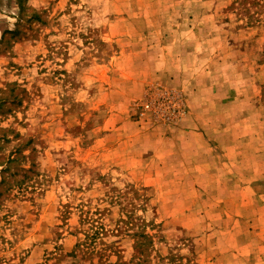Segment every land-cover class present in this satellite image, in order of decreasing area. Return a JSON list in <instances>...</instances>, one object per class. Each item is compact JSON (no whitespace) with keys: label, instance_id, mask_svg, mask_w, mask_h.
Wrapping results in <instances>:
<instances>
[{"label":"rangeland","instance_id":"obj_1","mask_svg":"<svg viewBox=\"0 0 264 264\" xmlns=\"http://www.w3.org/2000/svg\"><path fill=\"white\" fill-rule=\"evenodd\" d=\"M0 264H264V0H0Z\"/></svg>","mask_w":264,"mask_h":264},{"label":"crops","instance_id":"obj_2","mask_svg":"<svg viewBox=\"0 0 264 264\" xmlns=\"http://www.w3.org/2000/svg\"><path fill=\"white\" fill-rule=\"evenodd\" d=\"M187 59H191L189 56H188V58ZM186 59V60H187ZM174 60V62H173V64L174 65H176V68L177 69H180V71H178V72H180V73H178L179 74V77H176L177 79H175L176 80V82L177 83H183L182 82V78L181 77H184L183 75H185V77H187L188 79L190 78V77H193V73L192 72H194V71H196V70H194V69H197V68H199L200 67V64L199 63H194V64H190L188 61H186V66L184 67V66H182V68H181V63L179 62L178 64L176 63V61H175V59H173ZM194 65H195V68H194ZM168 69V68H167ZM167 69H165L166 71H169V70H167ZM172 81H173V79H171ZM174 80V81H175ZM169 81H170V79H169ZM173 81V82H174ZM187 81V80H186ZM183 86H184V84H183ZM184 87H186V86H184ZM187 88V87H186ZM190 119L191 120H194V119H196V121H195V123H196V128H199V123L200 122H197V120L198 121H200L199 120V118H198V116H196L194 113H191V115H190ZM192 130H194L193 128H192ZM194 131H187V133L188 134H192Z\"/></svg>","mask_w":264,"mask_h":264},{"label":"built area","instance_id":"obj_3","mask_svg":"<svg viewBox=\"0 0 264 264\" xmlns=\"http://www.w3.org/2000/svg\"><path fill=\"white\" fill-rule=\"evenodd\" d=\"M167 99H168V101H170V102L177 101V96H176V94H172V95L168 94V95H167ZM145 106H146L147 108H149V107H150V103L147 102V103L145 104ZM179 108H180V107H179Z\"/></svg>","mask_w":264,"mask_h":264}]
</instances>
